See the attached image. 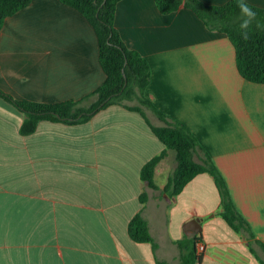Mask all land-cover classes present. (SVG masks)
Segmentation results:
<instances>
[{
    "label": "crops",
    "instance_id": "crops-1",
    "mask_svg": "<svg viewBox=\"0 0 264 264\" xmlns=\"http://www.w3.org/2000/svg\"><path fill=\"white\" fill-rule=\"evenodd\" d=\"M202 1L223 4L229 0ZM247 1L264 6V0ZM115 24L127 46L149 59V97L197 135L255 236L246 229L238 231L240 238L235 241L241 244L235 245L230 240L208 238L203 229L185 231L184 224L192 218L205 223L210 212L204 215L199 209L207 207L208 193L215 205L210 211L222 212L219 188L211 173L202 172L178 195L164 192L159 196L157 191L164 190L169 176L159 182L158 174L168 172L165 168L169 166L173 173L177 166L173 149L157 165L159 188L149 187L141 169L165 144L139 111L112 104L84 123L42 120L35 132L24 135L25 112L0 95V264H180L177 241L194 234L206 244L196 264H260L250 246L253 242L262 253L255 240L264 241V83L246 79L238 69L236 49L228 35L209 28L186 6L165 14L155 0H120ZM99 50L95 27L78 9L62 0H32L8 16L0 30V88L17 99H81L106 79ZM151 112L157 119L149 113L152 121L161 124ZM61 143L117 159L114 167L121 169L122 176L134 169L138 188L147 189L149 197L127 214V223L141 211L156 248L153 242L135 241L128 226L123 231H102L97 246L75 248L70 240L61 243L55 237L50 244L39 229L42 212L37 200L35 227L27 229L28 200L13 198V184L7 181L10 177L5 167L21 148L34 147L40 160L52 157ZM203 149L197 159L206 157ZM25 157L28 154H20ZM97 205L105 215L129 210L122 200ZM177 206L185 207V212L175 223Z\"/></svg>",
    "mask_w": 264,
    "mask_h": 264
},
{
    "label": "trees",
    "instance_id": "trees-1",
    "mask_svg": "<svg viewBox=\"0 0 264 264\" xmlns=\"http://www.w3.org/2000/svg\"><path fill=\"white\" fill-rule=\"evenodd\" d=\"M32 0H0V30L5 19L26 7ZM82 12L93 24L99 38V56L106 73L105 81L93 92L81 99H68L59 102H44L17 99L0 88V95L13 102L25 112L21 125L24 135L35 132L42 120L62 121L70 124L84 123L100 109L112 104L139 111L156 136L165 144V148L148 160L141 169V177L146 184L158 189L155 174L159 162L164 159L169 149L176 151L177 166L169 177L164 192L170 196L178 195L189 181L202 172L211 173L219 188L224 219L237 231L246 229L255 236L248 221L237 209L223 174L214 163L210 154L203 149L197 135L183 121L161 110L148 95L151 83V64L140 51L132 49L124 42L115 24L117 5L120 0H62ZM162 13H171L181 6L192 9L205 23L214 30L224 32L236 49V61L240 73L248 80L264 83V30L253 26L250 38L244 40L239 31L240 11L237 0L223 4H208L202 0H155ZM247 3L257 12V21L264 23V6ZM103 103V104H102ZM153 111L161 124H156L149 116ZM206 153L205 158L197 159L199 150ZM148 191L140 194L141 203H146ZM128 230L131 237L138 242L157 243L150 231L149 222L143 213L137 212L129 221ZM201 240L198 234L185 235L177 241L180 249V264H196L201 255L197 253L196 244ZM261 249L259 253L251 242V251L264 264V241L255 240Z\"/></svg>",
    "mask_w": 264,
    "mask_h": 264
},
{
    "label": "rangeland",
    "instance_id": "rangeland-1",
    "mask_svg": "<svg viewBox=\"0 0 264 264\" xmlns=\"http://www.w3.org/2000/svg\"><path fill=\"white\" fill-rule=\"evenodd\" d=\"M148 112L157 120L151 110ZM19 151L12 163L5 167L7 177H10L7 181L13 184V198L28 200L27 229L35 227L36 200L41 204L38 206L42 212L39 229L50 244L55 237L61 243L70 240L75 248L97 246L103 237L102 231L127 229V214L140 205V193L148 191L138 188L134 169L129 168L122 176L121 169L114 167L117 159L102 157L98 150L88 151L80 149L77 144L73 147L71 143H61L52 157L40 160L35 157L34 147ZM171 151L176 156V151ZM20 154H28V158H20ZM169 167L165 168L168 172L158 174L159 182L173 174ZM157 194L164 196V190H158ZM106 200H122L129 210L121 215H105L99 211L97 204ZM204 204L207 207L199 210L204 215L210 212L202 224L204 234L208 238H221L240 245L239 241H235L240 238L238 231L229 225L220 212L210 211L215 206L211 193L207 194ZM183 212L185 207H175V223ZM216 232L221 234L217 235Z\"/></svg>",
    "mask_w": 264,
    "mask_h": 264
},
{
    "label": "clouds",
    "instance_id": "clouds-1",
    "mask_svg": "<svg viewBox=\"0 0 264 264\" xmlns=\"http://www.w3.org/2000/svg\"><path fill=\"white\" fill-rule=\"evenodd\" d=\"M237 7L240 11L239 31L244 40L250 38L253 26L264 30V23L257 21V12L247 3V0H237Z\"/></svg>",
    "mask_w": 264,
    "mask_h": 264
},
{
    "label": "water",
    "instance_id": "water-1",
    "mask_svg": "<svg viewBox=\"0 0 264 264\" xmlns=\"http://www.w3.org/2000/svg\"><path fill=\"white\" fill-rule=\"evenodd\" d=\"M184 229L187 232H191V231H194L196 233L200 232L203 229V226L201 225V219L196 217L188 220L184 224Z\"/></svg>",
    "mask_w": 264,
    "mask_h": 264
},
{
    "label": "built area",
    "instance_id": "built-area-1",
    "mask_svg": "<svg viewBox=\"0 0 264 264\" xmlns=\"http://www.w3.org/2000/svg\"><path fill=\"white\" fill-rule=\"evenodd\" d=\"M205 248L206 244L202 240H199L196 244L197 253L200 254L202 251L205 250Z\"/></svg>",
    "mask_w": 264,
    "mask_h": 264
}]
</instances>
